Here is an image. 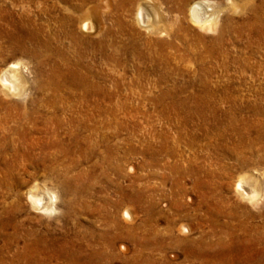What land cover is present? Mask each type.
Returning <instances> with one entry per match:
<instances>
[{
    "label": "rangeland",
    "instance_id": "rangeland-1",
    "mask_svg": "<svg viewBox=\"0 0 264 264\" xmlns=\"http://www.w3.org/2000/svg\"><path fill=\"white\" fill-rule=\"evenodd\" d=\"M0 76V264H264V0H0Z\"/></svg>",
    "mask_w": 264,
    "mask_h": 264
},
{
    "label": "bare ground",
    "instance_id": "bare-ground-1",
    "mask_svg": "<svg viewBox=\"0 0 264 264\" xmlns=\"http://www.w3.org/2000/svg\"><path fill=\"white\" fill-rule=\"evenodd\" d=\"M203 5H195L193 8H192V21L195 22L196 25H199L200 27H209V25H211V17H210V13L207 15V17H203L202 20L199 21L198 18H200L199 16V12L204 9V7H202ZM207 7V6H206ZM200 10V11H199ZM205 12V10H203ZM203 12V14H204ZM207 12V11H206ZM201 15V13H200ZM203 16V15H202ZM202 18V17H201ZM194 19H197V20H194ZM84 21V20H83ZM198 22V23H196ZM90 22H83L82 24V28L83 29H90ZM86 32V31H85ZM89 34V33H88ZM18 70V69H17ZM15 68L14 66L13 67H9L7 70H6V75L2 78L1 76V83H2V88L4 89V91L7 93L8 91H10V89L12 88L11 87V83L8 84L7 82L11 81L10 79L12 78L13 74H15ZM15 78V77H14ZM15 81V80H14ZM18 81V79H17ZM12 82V81H11ZM0 83V84H1ZM18 84V83H17ZM13 85V84H12ZM15 87V86H14ZM19 88V87H17ZM20 90V89H19ZM19 90L17 89V91L19 92ZM15 92V91H14ZM17 92V93H18ZM16 93V94H17ZM5 95V94H4ZM57 97V96H56ZM76 114V113H75ZM71 135V134H70ZM249 180H246V179H241L238 181V185H237V190H238V193L239 195L241 196V198H244L246 199L247 201H249L250 203L252 204H255L256 203V195H254V193H252V191L249 192L250 189L247 188V186L250 184L248 183ZM251 181V180H250ZM252 185V184H251ZM257 187V186H256ZM257 189V188H256ZM255 188H253V190H256ZM33 195V194H32ZM258 200V199H257ZM38 201V200H37ZM37 201L35 202V204L37 203ZM47 207V206H46ZM46 209V208H45ZM184 226V225H182ZM187 228V227H186ZM183 229V228H182ZM240 229V228H239ZM186 230V229H185ZM180 231V230H179ZM190 231V230H189ZM257 233V232H256ZM182 234V233H181ZM184 234H187V233H184ZM239 237V236H238ZM182 241V240H181Z\"/></svg>",
    "mask_w": 264,
    "mask_h": 264
}]
</instances>
